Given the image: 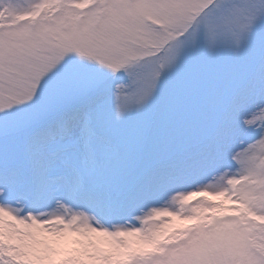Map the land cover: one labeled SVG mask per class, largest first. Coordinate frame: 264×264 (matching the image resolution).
I'll list each match as a JSON object with an SVG mask.
<instances>
[{
    "label": "snow or ice",
    "instance_id": "6c2138e0",
    "mask_svg": "<svg viewBox=\"0 0 264 264\" xmlns=\"http://www.w3.org/2000/svg\"><path fill=\"white\" fill-rule=\"evenodd\" d=\"M0 264H264V0H0Z\"/></svg>",
    "mask_w": 264,
    "mask_h": 264
}]
</instances>
